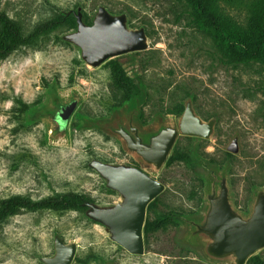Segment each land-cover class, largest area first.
<instances>
[{
  "label": "rangeland",
  "instance_id": "obj_1",
  "mask_svg": "<svg viewBox=\"0 0 264 264\" xmlns=\"http://www.w3.org/2000/svg\"><path fill=\"white\" fill-rule=\"evenodd\" d=\"M99 8L124 15L126 29L144 31L145 49L117 56L139 94L118 104L108 67L87 64L83 47L67 39L77 28L60 26L1 59L0 198L79 192L108 209L123 196L91 161L136 167L164 185L156 206L145 212L156 228L144 240L143 253L132 254L88 210L22 211L0 224V264H44L42 258L55 253L56 235L76 244L70 264H238L233 253L209 251L213 237L203 228L222 187L244 221L264 194V69L222 63L193 26L190 8L178 0H0V9L26 31L67 12L80 14L89 27ZM230 13L243 17L242 11ZM14 96L27 104L25 112L17 111ZM187 101L203 121L215 119L212 133L179 134L172 161L166 163L168 156L159 169L105 127L127 124L132 110L143 131L163 122L178 125ZM234 136L237 153L226 149ZM254 254L264 264V247Z\"/></svg>",
  "mask_w": 264,
  "mask_h": 264
},
{
  "label": "water",
  "instance_id": "obj_2",
  "mask_svg": "<svg viewBox=\"0 0 264 264\" xmlns=\"http://www.w3.org/2000/svg\"><path fill=\"white\" fill-rule=\"evenodd\" d=\"M77 32L68 40L83 47L85 62L98 66L121 54L143 50L146 47L143 29L125 28V16H111L99 8L94 23L86 27L77 15ZM136 111L129 113L127 124L116 122L105 127L119 136L125 147L135 153L145 164L159 169L166 161L179 134L207 138L211 135L215 119L203 121L195 114L191 102L185 103L178 125L159 123L155 129L141 130L135 120ZM237 153L238 138L234 136L226 147ZM107 179L108 186L123 196V201L112 208H100L87 203L88 215L110 228L112 239L132 254L144 251L143 224L148 203L164 188V185L136 167L112 166L94 160L90 163ZM203 230L213 237L209 251L217 256L233 253L238 264L258 249L264 247V194L260 193L251 217L244 221L234 213L227 200V190L222 187L219 198L213 203ZM54 255L43 257L44 264H70L75 243H65L54 237Z\"/></svg>",
  "mask_w": 264,
  "mask_h": 264
},
{
  "label": "trees",
  "instance_id": "obj_3",
  "mask_svg": "<svg viewBox=\"0 0 264 264\" xmlns=\"http://www.w3.org/2000/svg\"><path fill=\"white\" fill-rule=\"evenodd\" d=\"M190 8L193 26L207 37L217 58L229 66L258 64L264 69V0H178ZM231 10L242 11L243 17L237 19ZM85 24L89 23L83 20ZM64 26L70 29L78 27L77 17L72 13L54 14L52 17L37 22L26 31L21 22L10 17L0 9V60L25 46H34L44 36L56 28ZM112 76L110 91L118 104L130 101L139 94L134 80L127 76L117 57L103 63ZM13 103L19 113L26 111L27 104L14 96ZM14 108V107H13ZM183 107L180 106L181 112ZM169 156L166 163L172 161ZM156 198L151 200L146 210L156 206ZM89 195L72 192L65 196H46L33 199L27 195L14 194L0 198V224L22 211H65L88 210L87 203H92ZM156 227L149 219L144 220L143 239ZM249 264H263L257 254L249 256Z\"/></svg>",
  "mask_w": 264,
  "mask_h": 264
}]
</instances>
